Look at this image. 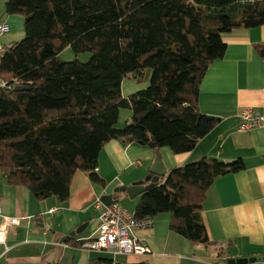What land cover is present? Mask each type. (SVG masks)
I'll list each match as a JSON object with an SVG mask.
<instances>
[{
	"label": "trees",
	"instance_id": "obj_1",
	"mask_svg": "<svg viewBox=\"0 0 264 264\" xmlns=\"http://www.w3.org/2000/svg\"><path fill=\"white\" fill-rule=\"evenodd\" d=\"M5 14L29 19L26 39L0 57V176L37 201L66 203L77 173L106 186L99 158L110 141L180 155L217 127L220 119L199 108L201 82L225 55L223 34L264 27V0H7ZM68 47L92 57L64 62ZM254 48L264 60V43ZM148 69L149 85L124 97L123 82L139 83ZM122 109L132 112L124 128ZM244 168L209 156L173 168L138 196L135 217L167 214L185 239L216 246L202 214L207 192ZM89 264L149 263L99 257Z\"/></svg>",
	"mask_w": 264,
	"mask_h": 264
},
{
	"label": "crops",
	"instance_id": "obj_2",
	"mask_svg": "<svg viewBox=\"0 0 264 264\" xmlns=\"http://www.w3.org/2000/svg\"><path fill=\"white\" fill-rule=\"evenodd\" d=\"M6 2L0 0V23L10 26V31L2 37L5 47L23 37L19 18L5 14ZM222 38L226 43L225 55L209 67L199 94L201 112L219 118L220 123L189 153L175 155L169 148L160 150L168 173L206 156L225 163L243 162V170L216 179L203 204V219L211 239L218 245H197L185 239L171 229L169 216L163 214L154 219L153 227L134 234L150 248L149 254L118 255L125 258L115 261L228 264L232 258H253L255 261L249 264H264V130H239L240 114L247 108L264 114V60L254 48V44L264 43V27L235 29ZM132 81L123 82L124 97L149 85L148 81L144 85ZM155 158L153 148L110 141L99 158V173L106 186L94 185L83 173H77L66 203L56 198L37 201L27 189L11 187L0 178L4 214L21 219L19 224L8 228L7 239L0 244V264H45L51 253L61 248L56 245V238H63L83 225H87L84 234L75 238H90L97 228L94 208L97 199L104 193L114 194L115 189L144 180ZM51 209H57V213L51 215ZM45 227L50 229L46 235ZM88 229L93 234H86ZM63 245L66 247L61 249L73 255V264H89L91 259L99 258L94 254L98 251ZM220 248L228 253L227 257H219Z\"/></svg>",
	"mask_w": 264,
	"mask_h": 264
},
{
	"label": "built area",
	"instance_id": "obj_3",
	"mask_svg": "<svg viewBox=\"0 0 264 264\" xmlns=\"http://www.w3.org/2000/svg\"><path fill=\"white\" fill-rule=\"evenodd\" d=\"M9 31L10 26L6 22L0 23V54L5 51V47L2 44V37ZM2 85L5 86L6 84ZM240 121V131L264 130V114L254 109L247 108L244 110L240 114ZM94 208L98 213L97 228L94 232L97 235L93 237V234L88 238L84 248L127 256H142L150 253V248L145 242L138 239L134 234L137 230L153 227L155 222L153 218L137 219L134 213L127 212L119 203L107 206L100 199H97ZM49 213L54 215L57 213V209H51ZM20 221L21 219L19 218L6 216L0 201V244L5 243L8 228L11 225L19 224ZM49 232L50 229L45 227L44 234L46 235Z\"/></svg>",
	"mask_w": 264,
	"mask_h": 264
},
{
	"label": "water",
	"instance_id": "obj_4",
	"mask_svg": "<svg viewBox=\"0 0 264 264\" xmlns=\"http://www.w3.org/2000/svg\"><path fill=\"white\" fill-rule=\"evenodd\" d=\"M29 18H26L25 20H28ZM26 39L23 38L21 41L22 42ZM14 47V44L10 45L7 47V51L11 50ZM0 66H1V61H0ZM16 90H26L24 87H16ZM156 153V158L155 161L152 165L151 172L150 174L141 181L133 183L132 186L129 187H124L121 189H115L114 194H107L104 193L101 197L100 200L103 204L105 205H112V204H118L119 203V194L120 193H127L128 196L131 199H135L138 196H140L142 193H144L146 190L151 189L154 187V185L161 179L165 178L168 175V170L163 162V158L161 155V152L159 149H155ZM153 175V177H152ZM145 181H150V184L147 186H144ZM87 228V225H83L79 227L77 230L71 232L69 235L63 237V238H56L55 242L56 245H59L61 248L64 246L65 242L71 238H75L77 235H80L83 233ZM61 248H57L54 250L50 257L46 260L45 264H73V255L67 252H64ZM255 260L253 258H239V259H229L228 264H249L253 263Z\"/></svg>",
	"mask_w": 264,
	"mask_h": 264
},
{
	"label": "rangeland",
	"instance_id": "obj_5",
	"mask_svg": "<svg viewBox=\"0 0 264 264\" xmlns=\"http://www.w3.org/2000/svg\"><path fill=\"white\" fill-rule=\"evenodd\" d=\"M8 16V15H7ZM13 17H15V18H19V20H20V28L22 29V32H23V37H21V38H19V41H21L23 38H25L26 37V31H25V19L23 18V17H21V16H18V15H13ZM4 42H5V40H4ZM3 44V43H2ZM5 47V46H4ZM7 47L8 46H6L5 47V51L3 52V53H5L6 51H7ZM2 53V54H3ZM1 54V55H2ZM60 59L62 60V61H64V62H70V61H74V60H78V61H80V62H83V63H85V62H88L90 59H91V57H92V54L90 53V52H82V53H75L74 52V50H73V48H71V47H68V48H66V49H64L61 53H60ZM152 73H153V71L151 70V69H148L146 72H145V74H144V76H143V78H144V80L142 79V77H141V79H140V81H139V83H138V81H137V79H135V80H133L132 82H135L136 84H138V85H144V83L146 82V81H148L149 83H150V81H151V77H152ZM123 95V94H122ZM124 96V95H123ZM131 115H132V112L130 111V110H128V109H122L121 110V117H120V122H119V124H118V126L120 127V128H124L125 127V125H126V121L128 120V119H130V117H131ZM0 178H2V179H4L2 176H0ZM3 181V180H2ZM4 182V184H6V182H5V180L3 181ZM7 185V184H6ZM8 186V185H7ZM54 199V198H53ZM54 200H56V199H54ZM138 201H139V197H137V198H135V199H131L129 196H128V194L127 193H121L120 194V197H119V204L128 212H133V211H135V207H136V205H137V203H138ZM95 217H96V219H95V221L97 220V218H98V213H97V215L95 214ZM46 218V217H45ZM47 219H50V217H47ZM33 223L35 224V221H33ZM92 231H90V229H88L87 231H86V234H90ZM84 233H81L80 235H83ZM92 234H93V232H92ZM97 235V233H95L94 235H93V237H95ZM96 256H98V257H101V258H110V259H116V260H123L125 257H123V256H118V255H114V254H112L111 252H105V251H98V253L97 252H95L94 253Z\"/></svg>",
	"mask_w": 264,
	"mask_h": 264
}]
</instances>
